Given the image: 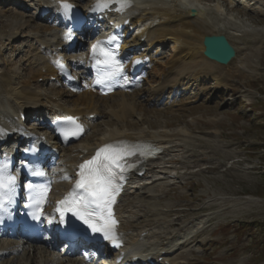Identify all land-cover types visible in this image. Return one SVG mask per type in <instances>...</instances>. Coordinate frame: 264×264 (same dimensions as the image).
Returning a JSON list of instances; mask_svg holds the SVG:
<instances>
[{
  "label": "rangeland",
  "instance_id": "1",
  "mask_svg": "<svg viewBox=\"0 0 264 264\" xmlns=\"http://www.w3.org/2000/svg\"><path fill=\"white\" fill-rule=\"evenodd\" d=\"M197 1L206 14L203 20L194 19L196 15L189 14L192 17L185 19L187 25L180 26L185 28H181L182 31L193 34L195 29L205 36L215 34L210 25L215 26L227 37L236 52L228 64L215 63L214 71L202 79L204 89L199 98L182 103L172 95L167 97L165 92L164 104H153L150 93L157 83L154 85L151 81L158 79L161 63L170 60L173 54L169 39L172 35L169 34L166 36L167 44L158 47L153 62L156 68L145 66L143 78L137 87L132 88L138 96L129 113L124 118L119 116L120 96L113 94L119 90L104 94L114 96L108 99L105 106H101L100 114L91 115L97 119L95 126L91 124L87 134L79 140L57 143L58 148L53 152L64 153L86 139L93 146L110 131L134 134L147 130L172 133L176 135L174 137L181 134L178 136H183L190 144L183 152L187 162L173 166L175 169L171 171L158 173L156 181L141 185L130 198L143 205L148 216L146 218H153L164 225L162 231L165 233L162 234L165 238L166 233L179 226L192 230L189 233L192 236H185L188 240L183 246L174 247L175 250L168 256L169 262L164 264H264V0H244L246 7L240 4L243 0ZM247 3L250 7H247ZM256 3L258 10H253ZM88 4L89 0H80L78 6L84 8ZM0 9V34L6 36L13 22H26L19 26V37L12 45H2L7 42L0 41V91H10L9 87L16 84V79H12L16 71L21 79L30 80V95H34L32 92H60L67 105L70 104L74 98L69 93L71 86H79L80 89H76L78 92L85 88L80 86L86 80L79 74V64L85 60L90 40L95 37L88 34L93 21L86 19L81 26L85 36L75 40L79 46L74 52L77 55H62L63 58L76 60V64L69 66V73L81 77L73 83L65 82L63 76L59 77L57 81L60 85L53 88L50 81L42 78L38 79L37 85L34 84L24 56L31 37L29 30L37 28L43 35L44 29L53 28L52 21L34 13L33 0H6L0 3ZM9 18L13 21L10 22ZM97 25L95 23L94 26ZM175 25L178 26L175 23L173 27ZM136 31L131 30L129 38ZM182 31L178 33L182 34ZM51 82L56 80L53 78ZM190 89L192 91L193 87ZM174 99L176 103H172ZM40 102L44 103V100ZM40 111L46 121L47 109L43 106ZM112 113L117 115L113 116ZM33 116V113L30 114L28 120L23 122L26 128L50 138V130H38L36 122L32 121ZM174 153L182 155V151ZM29 255L34 256L33 264H41V258L47 257V252L36 250ZM88 257L82 256V259ZM71 258L80 259L78 255ZM51 263L57 264L55 261ZM108 263L104 257L93 259V264Z\"/></svg>",
  "mask_w": 264,
  "mask_h": 264
},
{
  "label": "bare ground",
  "instance_id": "2",
  "mask_svg": "<svg viewBox=\"0 0 264 264\" xmlns=\"http://www.w3.org/2000/svg\"><path fill=\"white\" fill-rule=\"evenodd\" d=\"M4 1L6 0H0V3ZM49 1L33 0L34 13L38 17H46V20L52 21L53 28L50 30L44 29L45 33L43 35L39 33L37 28H31L29 30L31 37L28 40V49L24 53V56L34 84L37 85L38 79L42 78V80L50 81V85H53L52 87L55 88L60 85L57 81L60 75H64L66 78L71 77L68 73V70H70L69 66L76 64L75 59L74 61L70 58H60L59 56H65L66 53H72L73 55L78 47L75 45L71 51L67 48L68 43L65 42V39H67L65 33L69 34V41H74V38L71 36L73 32L70 26L71 19L60 13L63 10L49 7L47 5ZM71 1H73L75 9L84 17L87 16L93 22L94 20L95 22L97 21V18L92 17L91 14L94 12L93 7L98 0H89V4L84 8H79L78 3L80 0ZM240 4L246 7L244 0ZM247 7H250L249 3H247ZM111 9L107 8L101 11L100 16L102 18H109L113 22L107 25V22L104 21L99 34L105 35L107 32H112L113 29L117 28L118 24H123L125 27L119 45L120 54L124 58V71L119 76L118 86L116 88L119 91L113 93L115 96L116 94L120 96L121 114L119 116L124 118L129 113L130 107L136 103L135 98L138 95L132 91V88L137 87L138 82L143 78L145 72L143 68L145 66L156 68L153 62L158 54V47L167 44L165 41L167 39L166 36L169 34L172 35L169 39L172 43L173 54L170 60L161 63V72L158 73V79L153 78V82L151 81L152 84L157 83L156 86H152V92L150 93L153 96V104L155 106L163 105L165 92H167V97L168 95H172L176 99L179 98V100H182V103L199 98L200 92H203L204 89L202 88L203 85H201L202 79L214 71L216 64L203 54L204 46L202 40L204 35L196 32L195 29L193 34L185 33L182 29L185 30L183 27L187 25V20L185 19L192 17L189 14L196 15L194 19L200 18V20H203L206 12L201 8L200 3L197 0H134L123 12H114ZM252 9L258 10V4L256 3ZM192 10L195 13H192ZM1 11L0 9V13ZM70 15L71 13L69 12ZM9 21L12 22V18H9ZM95 22L89 32L95 28ZM188 22L189 26L190 21ZM25 23L19 22L17 24V22H13L6 36L0 34V41L7 42L2 43V45H12L13 41L19 37V30L21 29L19 26L25 25ZM175 23L178 25H175L176 29L175 26L173 27ZM210 26L214 29L215 34L220 33L218 28L212 25ZM134 29H137L136 34L128 38L130 31ZM179 30L183 33L179 34ZM93 31L94 34L97 32V30ZM94 41L92 40V43ZM129 48L133 50L128 51ZM85 59L79 64L81 69L79 70V74H82L84 79H86V82L80 86H84L85 88L78 92L76 89H80L79 86H71V92H68L74 95V98L70 100L71 103L68 105V102L63 100L60 92L50 94L32 92L34 95H30L31 91H28V88L31 86L30 80L21 79L20 74L13 70L14 76L12 79H16V84L13 83L9 87L10 91H0V155H9L11 157L14 153L20 154V150L23 149L27 141V136L31 137L37 134L26 129V125L22 123L23 115H28L32 108L35 109L34 114L38 112L36 125L39 130L43 128L42 125L44 124L43 113L40 111L43 106L47 109L48 121L50 120L51 123L57 117L71 115L77 119L78 123H82L83 125V122L87 121L89 119L87 117L91 114H100L101 106H105L108 99L114 95L100 96L98 91L90 86L89 65L91 56L89 51L85 53ZM137 60L140 63H137L138 66L132 72V66ZM56 61H60V65L63 67L58 65ZM81 61L78 60V62ZM53 78L56 80L54 83L51 82ZM73 78L75 77L73 76ZM191 86L193 87L192 91L190 89ZM41 99L44 100V103L40 102ZM172 103H176V100H172ZM119 106L117 107L119 108ZM51 123L49 124L51 125ZM49 124L48 126H50ZM11 131H14V133H11ZM51 131L53 132L51 135L52 138L46 139L44 145V140L41 138H38L36 143L50 150L58 148L57 143L59 138L54 132L55 128H52ZM178 135L174 137L176 135L173 136L172 133H152L147 130H142L134 134H121L118 131H110L102 135L93 146L87 143L86 139L83 143L68 148L64 153L52 152L46 158V169L54 179L51 197L56 196L57 198L70 186L72 179L76 176L75 170L78 168L80 162L88 158L93 153L95 147L99 145L119 138H127L149 140L162 148V152L157 158L141 163L137 171L132 175V180H130L127 188H125L126 191L118 199L117 213L120 218L118 237L121 245L118 251H113L108 247L103 252L106 258L107 255L109 256L111 254L110 257L113 258L112 262L114 258H120L121 260L119 263H111L110 261L109 264H122L123 262L125 264H164L169 261L168 256H170L171 251L173 252L175 250L174 247L179 245L183 246L188 240L185 236L187 238L192 236V234H189L192 231L191 229L186 226H179L178 229L166 233L165 238L162 234L165 233L162 231L164 225L153 218H146L148 216L145 215L143 205L136 199H130L131 195L141 185H150V183L156 181L155 177L158 173L163 172V170L171 171L175 169L173 166L187 162L184 159L183 152L185 147H188L190 144L182 138L183 136L180 138ZM176 151H182V155L174 153ZM22 160L20 159L19 163L16 164L18 169L22 167ZM142 167H144V170H142ZM36 250H41L44 253L47 252V257L44 259L41 258V264H50L52 261H55L57 264H93L91 258L82 259L81 257L78 260H74L71 258L72 253H55V249L46 246V244H40L39 247H36L27 241L23 233H17L14 236L0 233V260L2 264H33L34 256L31 257L32 255L30 256L29 254ZM25 251L27 252L25 253Z\"/></svg>",
  "mask_w": 264,
  "mask_h": 264
},
{
  "label": "snow or ice",
  "instance_id": "3",
  "mask_svg": "<svg viewBox=\"0 0 264 264\" xmlns=\"http://www.w3.org/2000/svg\"><path fill=\"white\" fill-rule=\"evenodd\" d=\"M119 2L123 7L127 0H119ZM64 7L70 9L71 6L65 4ZM65 36L70 38L68 33H65ZM116 41V36L107 38L109 43ZM102 43L104 42L97 41L92 46L93 55L95 56L97 49H99L105 59L97 61V63H103L105 66L111 67L112 71L108 72L103 78H98L97 83H103L106 79L122 75L124 71L122 62L117 60L112 52L102 48ZM56 63L60 65V61H56ZM135 63H140V61L137 60ZM64 119L75 122L74 117H65ZM75 129L71 133L74 136L79 135L84 130L80 124H76ZM133 154L126 148L114 149L109 144L97 149L96 155L92 159L79 166V179L73 189L64 199L57 202L55 211L60 214V222L67 223L66 217L71 214L82 221L92 232L101 234L104 239L110 240L119 246L115 231L118 221L114 218L113 206L122 189V184L119 181L124 180L123 171L125 166L120 161L124 157ZM37 174L43 175L44 173ZM14 179L15 177L8 178L9 182L14 181ZM4 187L5 185L0 181V209L4 207L5 194L2 191ZM44 191L46 192L47 189ZM45 202V199L35 201L38 213L34 214L35 219H40L44 215L42 206Z\"/></svg>",
  "mask_w": 264,
  "mask_h": 264
},
{
  "label": "water",
  "instance_id": "4",
  "mask_svg": "<svg viewBox=\"0 0 264 264\" xmlns=\"http://www.w3.org/2000/svg\"><path fill=\"white\" fill-rule=\"evenodd\" d=\"M192 13H195L192 10ZM203 54L210 60L226 65L235 57V49L223 34H211L203 37Z\"/></svg>",
  "mask_w": 264,
  "mask_h": 264
},
{
  "label": "trees",
  "instance_id": "5",
  "mask_svg": "<svg viewBox=\"0 0 264 264\" xmlns=\"http://www.w3.org/2000/svg\"><path fill=\"white\" fill-rule=\"evenodd\" d=\"M260 225V224H259Z\"/></svg>",
  "mask_w": 264,
  "mask_h": 264
}]
</instances>
